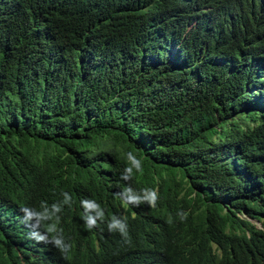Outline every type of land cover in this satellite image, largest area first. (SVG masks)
I'll return each mask as SVG.
<instances>
[{"label":"trees","instance_id":"obj_1","mask_svg":"<svg viewBox=\"0 0 264 264\" xmlns=\"http://www.w3.org/2000/svg\"><path fill=\"white\" fill-rule=\"evenodd\" d=\"M128 153L143 171L125 181ZM63 193L88 252L116 216L132 238L168 227L223 248L215 264H264V0H0V264L51 247L16 216Z\"/></svg>","mask_w":264,"mask_h":264},{"label":"clouds","instance_id":"obj_2","mask_svg":"<svg viewBox=\"0 0 264 264\" xmlns=\"http://www.w3.org/2000/svg\"><path fill=\"white\" fill-rule=\"evenodd\" d=\"M128 160L131 166L125 168L121 176L125 181L132 178L133 169L143 171L141 161L132 153H128ZM143 193L144 196L141 197L128 187L119 195L125 203L138 206L143 199L154 207L157 193L147 189ZM63 196V202L34 201L26 207H20L17 212V229L22 228L28 238L34 241V246L36 242L51 245L49 249L39 253L38 257L36 254L33 256L37 258V262L33 264H106V257L110 255L115 256L113 262L129 260L134 264H166L168 258L178 264H215L214 260L224 253V249L215 243L208 244L210 252L197 250L178 230L168 227H154L143 239L132 238L128 234L127 224L121 223L116 216L108 223V230L104 232L107 235L95 239L94 248L88 252L82 248V243L91 239L77 237L62 230L63 223L72 216L65 205H70L71 197L68 193H63ZM81 205L85 213L84 228L87 231H99V221H103L105 215L100 205L92 200H83ZM180 215L181 219L186 218V214ZM188 243L189 253L180 256L182 248Z\"/></svg>","mask_w":264,"mask_h":264}]
</instances>
